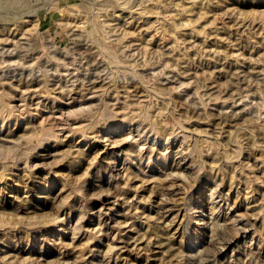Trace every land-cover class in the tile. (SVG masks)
<instances>
[{
    "label": "rangeland",
    "instance_id": "rangeland-1",
    "mask_svg": "<svg viewBox=\"0 0 264 264\" xmlns=\"http://www.w3.org/2000/svg\"><path fill=\"white\" fill-rule=\"evenodd\" d=\"M0 264H264V0H0Z\"/></svg>",
    "mask_w": 264,
    "mask_h": 264
},
{
    "label": "bare ground",
    "instance_id": "bare-ground-1",
    "mask_svg": "<svg viewBox=\"0 0 264 264\" xmlns=\"http://www.w3.org/2000/svg\"><path fill=\"white\" fill-rule=\"evenodd\" d=\"M28 123V122H27ZM32 123V122H31ZM24 124H25V122H24ZM26 129V128H25ZM107 204V203H106ZM160 218V217H159Z\"/></svg>",
    "mask_w": 264,
    "mask_h": 264
}]
</instances>
